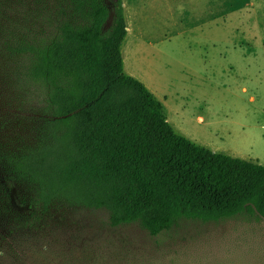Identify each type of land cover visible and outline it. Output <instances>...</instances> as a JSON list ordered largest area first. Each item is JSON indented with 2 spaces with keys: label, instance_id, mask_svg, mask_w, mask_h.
<instances>
[{
  "label": "trees",
  "instance_id": "trees-1",
  "mask_svg": "<svg viewBox=\"0 0 264 264\" xmlns=\"http://www.w3.org/2000/svg\"><path fill=\"white\" fill-rule=\"evenodd\" d=\"M12 4L30 8L19 10L5 44L41 124L33 145L0 150L1 214L20 225L35 216L15 214L16 189L42 214L103 210L112 228L138 225L153 237L182 219L264 221V166L179 134L164 104L125 72L123 0L112 9L105 0ZM7 5L0 0V19Z\"/></svg>",
  "mask_w": 264,
  "mask_h": 264
},
{
  "label": "rangeland",
  "instance_id": "rangeland-1",
  "mask_svg": "<svg viewBox=\"0 0 264 264\" xmlns=\"http://www.w3.org/2000/svg\"><path fill=\"white\" fill-rule=\"evenodd\" d=\"M6 2L0 19V150L15 151L37 141L41 115L19 88L5 44L19 10L30 8ZM105 2L112 9L115 0ZM123 4L131 25L122 49L125 72L164 104L173 128L215 153L264 166V0ZM22 193L11 192L15 214L35 216L20 225L0 209V264H264L262 220L182 219L153 237L138 225L112 228L103 210L60 205L42 214Z\"/></svg>",
  "mask_w": 264,
  "mask_h": 264
},
{
  "label": "crops",
  "instance_id": "crops-1",
  "mask_svg": "<svg viewBox=\"0 0 264 264\" xmlns=\"http://www.w3.org/2000/svg\"><path fill=\"white\" fill-rule=\"evenodd\" d=\"M129 24H130V22H129ZM130 29H131V25L128 26V30L129 31H130ZM249 36H250L251 41H253V42H255L256 40H259V38L255 39L254 35H252V34H250ZM260 40L263 42V47H264V35H262V37L260 38ZM200 120L202 121V119H200Z\"/></svg>",
  "mask_w": 264,
  "mask_h": 264
}]
</instances>
